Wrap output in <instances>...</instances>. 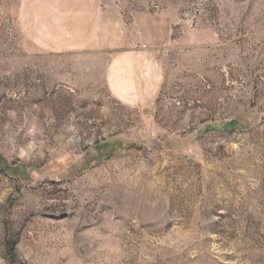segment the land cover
I'll return each mask as SVG.
<instances>
[{
    "label": "rangeland",
    "instance_id": "rangeland-1",
    "mask_svg": "<svg viewBox=\"0 0 264 264\" xmlns=\"http://www.w3.org/2000/svg\"><path fill=\"white\" fill-rule=\"evenodd\" d=\"M0 264H264V0H0Z\"/></svg>",
    "mask_w": 264,
    "mask_h": 264
},
{
    "label": "crops",
    "instance_id": "crops-1",
    "mask_svg": "<svg viewBox=\"0 0 264 264\" xmlns=\"http://www.w3.org/2000/svg\"><path fill=\"white\" fill-rule=\"evenodd\" d=\"M127 46L129 49L122 51L119 56L116 55L110 61L111 65L107 78L110 87L116 91L134 88L137 84L133 82V79L137 78V72L144 67L143 64H146L147 59L151 57L153 49L160 47L151 40L141 42L131 40ZM141 65L142 67H140ZM126 91H122V93Z\"/></svg>",
    "mask_w": 264,
    "mask_h": 264
}]
</instances>
